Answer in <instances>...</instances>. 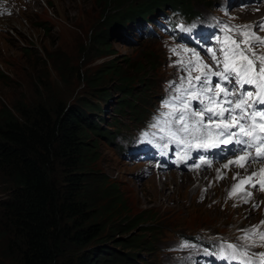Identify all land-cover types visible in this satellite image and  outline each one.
Masks as SVG:
<instances>
[{
  "label": "rangeland",
  "instance_id": "obj_1",
  "mask_svg": "<svg viewBox=\"0 0 264 264\" xmlns=\"http://www.w3.org/2000/svg\"><path fill=\"white\" fill-rule=\"evenodd\" d=\"M143 1L126 0L118 7L105 0H0V108L44 104L52 109L57 103L79 108L89 120L82 121L85 130L79 135L86 140L85 146L92 140L96 143L94 152L87 153L83 170L90 180L99 179L103 185L116 187L125 201L128 217L145 208L152 214L131 233L107 226L98 242L110 251L134 254L131 264H174L179 253L184 256L179 264H186V259L196 260L194 254L198 251L181 245L177 231L200 228L248 245L249 241L240 239L242 230L264 220V192L258 190L259 185L250 189L253 196L248 203L235 195L229 198V178L237 173L246 176L233 165L224 168L238 154L204 168L167 171L153 168L152 161L122 154L119 144L125 136L153 121L162 98L178 94L176 89L187 75L178 63L180 59H193L191 50H195L215 70L207 53L208 44L200 40L183 44L167 34L146 35L140 28L133 33L118 31L113 24L118 22L123 12L120 11ZM187 1L191 8L217 16H205L198 23L219 17L223 33H227L226 26L255 25L264 20V0ZM98 31L106 34L108 48L92 40V34ZM256 32L264 37V31ZM194 42L198 43L197 48L191 45ZM259 51L264 53V47ZM146 56H154L153 69L143 66ZM184 86L187 87L186 81ZM121 96H125V103L119 106ZM87 105L94 109L88 111ZM199 105L198 101L191 102L194 110ZM56 165L54 174L61 179L64 167L58 161ZM258 165L261 163L248 167L254 171ZM160 186L168 198L174 196L172 202L157 197ZM201 190L203 197L199 199ZM4 193L0 189V197ZM210 195L215 197L207 202ZM254 204L258 207L254 208ZM123 220L122 216L115 217L114 225L125 223ZM145 221L155 228L142 231ZM121 238L135 245H122ZM94 242L96 239L89 244ZM254 242L259 244V238H254ZM107 255L103 264H122L114 260L115 256Z\"/></svg>",
  "mask_w": 264,
  "mask_h": 264
},
{
  "label": "trees",
  "instance_id": "obj_2",
  "mask_svg": "<svg viewBox=\"0 0 264 264\" xmlns=\"http://www.w3.org/2000/svg\"><path fill=\"white\" fill-rule=\"evenodd\" d=\"M105 1L118 7L126 2ZM161 5L182 9L184 15L193 12L187 0H145L131 8L122 5L113 25L133 33L136 21L149 19ZM92 40L105 49L109 46L104 32H94ZM153 59L146 56L143 66L153 69ZM112 68L117 72L115 65ZM119 101L123 105L125 96ZM82 121L89 122L79 108L59 103L52 109L44 104L0 108V189L5 192L0 197V264H103L107 253L122 264L134 260V254L110 251L97 239L107 226L131 233L152 214L145 208L128 217L116 187L90 180L83 168L96 143L92 140L85 146L79 135L85 130ZM57 161L65 170L61 179L54 174ZM120 216L126 222L114 225V218ZM143 226L142 231L155 228L150 221ZM119 243L135 245L125 238Z\"/></svg>",
  "mask_w": 264,
  "mask_h": 264
},
{
  "label": "snow or ice",
  "instance_id": "obj_3",
  "mask_svg": "<svg viewBox=\"0 0 264 264\" xmlns=\"http://www.w3.org/2000/svg\"><path fill=\"white\" fill-rule=\"evenodd\" d=\"M256 29L264 31V20L255 25L226 26L230 35L225 46L218 50L220 57L216 50L207 49L218 70H213L212 65L206 63L198 52L191 50L193 59L187 63L178 61L187 73L181 80V86L176 89L180 94L171 97L163 105L169 109L163 114L165 123L169 125L166 134L176 143L185 148L194 146L204 151L222 144L242 145L239 155L229 160L224 165L225 169L230 165L247 169L249 164L261 162V166L248 175L241 177L237 173L233 177L237 183L232 186L228 196L232 198L235 195L244 203L252 198L250 189L257 188V185L258 190L264 192V107H257L264 106V53L259 51L264 47V37L259 36ZM193 72L198 74L193 75ZM214 76L219 78V82L213 86ZM185 81L187 87L184 86ZM245 85L253 90L245 91ZM192 101H198L203 106L194 110ZM173 124L177 127L173 128ZM152 127H160V121L157 120ZM160 131L165 129L160 127ZM143 135L147 136L148 133ZM253 207L258 205L254 204ZM242 231L244 235L240 239L249 241L248 247H264V220L260 225ZM257 237L259 244L254 242ZM227 248L235 253L237 246L228 244ZM240 255L249 264L253 260L255 264H264V252L250 254L243 250Z\"/></svg>",
  "mask_w": 264,
  "mask_h": 264
},
{
  "label": "bare ground",
  "instance_id": "obj_4",
  "mask_svg": "<svg viewBox=\"0 0 264 264\" xmlns=\"http://www.w3.org/2000/svg\"><path fill=\"white\" fill-rule=\"evenodd\" d=\"M239 155V154H238ZM257 163H261V162H257ZM259 167L261 166V165H258ZM247 169H249V170H251V171H253V169H252V167H247ZM247 169H241V175H248L249 173L247 172L248 170ZM236 170V169H235ZM250 171V172H251ZM232 176V175H231ZM236 176V175H235ZM233 177L234 176H232V178H229V181L227 182V185H226V187L228 186V191H230L231 189H232V186L234 185V184H236L237 183V180H234L233 179ZM243 177V176H242ZM164 190H165V188L164 187H162V186H160V191H159V193H158V198L160 199L161 197H164L163 199L166 201L167 200V196L165 195V192H164ZM237 191H238V188H237ZM198 193V192H197ZM194 195H196V194H194ZM174 196H169V198H168V200H170L171 202L173 201V199H175V198H173ZM202 197H203V191L201 190V193H199V195H198V197L197 198H201L202 199ZM213 197H215V196H213ZM213 197H212V195H210L209 196V199L210 200H207V202H211V201H213ZM196 198V199H197ZM192 199V198H191ZM193 200V199H192ZM203 200H205V198H203Z\"/></svg>",
  "mask_w": 264,
  "mask_h": 264
},
{
  "label": "water",
  "instance_id": "obj_5",
  "mask_svg": "<svg viewBox=\"0 0 264 264\" xmlns=\"http://www.w3.org/2000/svg\"><path fill=\"white\" fill-rule=\"evenodd\" d=\"M139 159H141V158H139Z\"/></svg>",
  "mask_w": 264,
  "mask_h": 264
}]
</instances>
